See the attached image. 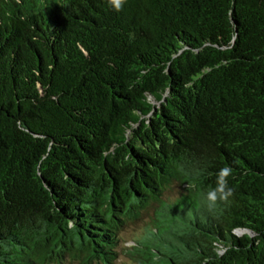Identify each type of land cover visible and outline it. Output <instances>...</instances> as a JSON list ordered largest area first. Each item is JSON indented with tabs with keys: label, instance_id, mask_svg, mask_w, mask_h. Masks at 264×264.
Returning <instances> with one entry per match:
<instances>
[{
	"label": "trees",
	"instance_id": "trees-1",
	"mask_svg": "<svg viewBox=\"0 0 264 264\" xmlns=\"http://www.w3.org/2000/svg\"><path fill=\"white\" fill-rule=\"evenodd\" d=\"M146 214L134 264H264V0H0V264Z\"/></svg>",
	"mask_w": 264,
	"mask_h": 264
},
{
	"label": "rangeland",
	"instance_id": "rangeland-1",
	"mask_svg": "<svg viewBox=\"0 0 264 264\" xmlns=\"http://www.w3.org/2000/svg\"><path fill=\"white\" fill-rule=\"evenodd\" d=\"M181 189L176 188L172 191H168L166 194L167 199H175ZM151 214H146L136 223L130 224L122 233L123 243L119 248V259L116 264H134L131 256L133 241L142 236L148 228H150ZM240 233V232H239ZM70 260V261H69ZM65 264H79L76 260L68 259Z\"/></svg>",
	"mask_w": 264,
	"mask_h": 264
},
{
	"label": "clouds",
	"instance_id": "clouds-1",
	"mask_svg": "<svg viewBox=\"0 0 264 264\" xmlns=\"http://www.w3.org/2000/svg\"><path fill=\"white\" fill-rule=\"evenodd\" d=\"M221 191H223V189H221ZM230 194H231V193L229 192V193H228V195H230ZM212 199L214 200V199H215V197H212Z\"/></svg>",
	"mask_w": 264,
	"mask_h": 264
}]
</instances>
